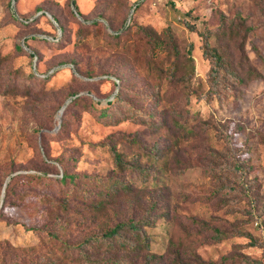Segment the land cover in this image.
I'll return each mask as SVG.
<instances>
[{
  "label": "rangeland",
  "instance_id": "1",
  "mask_svg": "<svg viewBox=\"0 0 264 264\" xmlns=\"http://www.w3.org/2000/svg\"><path fill=\"white\" fill-rule=\"evenodd\" d=\"M204 36L233 71L216 93ZM213 151L241 169L217 179ZM148 211L147 248L101 236ZM242 254L264 264V0H0V264Z\"/></svg>",
  "mask_w": 264,
  "mask_h": 264
},
{
  "label": "trees",
  "instance_id": "2",
  "mask_svg": "<svg viewBox=\"0 0 264 264\" xmlns=\"http://www.w3.org/2000/svg\"><path fill=\"white\" fill-rule=\"evenodd\" d=\"M205 56L210 58L211 66H210V78H209V86L208 89L210 93H216L217 88L221 86L223 83V74L222 71L225 74H232V69L228 65L227 60L225 59L224 54L222 51L218 48H216L214 45H209L206 36H204V50H203ZM178 65H173L169 68L168 72L169 74H172L177 69ZM120 96H116L114 100H109L108 104L106 106L100 107L99 109V115H101L104 118H111L112 117V110L108 107L109 105H112L117 100H120ZM233 152H236V155L238 157L239 153L244 150L243 147H233ZM111 153L113 155V160L118 169H123L124 167L131 166V162L129 159H124L122 157V153L119 152L115 146H110ZM213 156L217 158H221V162L218 164H213L210 167V171L212 174L216 176L217 179H220L221 176L218 175V170L222 167V170H225L226 168H232L234 170L241 169L240 161L235 158L230 161L227 160L225 156H221L217 153V151H213ZM241 158V157H240ZM244 159V158H241ZM223 174V173H221ZM63 176L60 177L61 179H64ZM72 176L69 175V179H71ZM112 188H120V187H129V183H127L124 179L121 177H117L116 179L112 180ZM220 187H226L230 191H233V189L236 191V186L229 183H221L219 185ZM152 213L148 211L145 215H142L139 218H129L127 220H121L117 221L114 225L110 226L109 228L105 229L101 236L107 240L108 244H113L112 242H117L118 245L122 247H128L132 250H137L139 248L148 247V241H147V235L146 231L143 228L144 225H149L152 222ZM130 232L129 235L126 234V232ZM231 234H245V231L240 228L230 229V230H224L219 227L213 228V239L214 240H220L226 236H229ZM101 237V238H102ZM251 244H256L258 241L256 238L251 237L250 238ZM148 254V253H146ZM228 259V256H222L220 261H226ZM232 260H237V257H231ZM124 260V259H123ZM239 260L241 262H244L246 264H262L259 259H256L254 257H251L247 254H242L239 257ZM122 261V259H121ZM120 262V261H119ZM177 264H214L213 261L210 262H204V261H197L194 263L182 261L181 263L179 261H176Z\"/></svg>",
  "mask_w": 264,
  "mask_h": 264
},
{
  "label": "water",
  "instance_id": "3",
  "mask_svg": "<svg viewBox=\"0 0 264 264\" xmlns=\"http://www.w3.org/2000/svg\"><path fill=\"white\" fill-rule=\"evenodd\" d=\"M132 10H133V7L131 8V11H132ZM131 11H130V12H131ZM49 15H50V14H49ZM50 17H51V18L53 19V21H55V23H56V20L53 18V16L50 15ZM128 19H129V17H128ZM62 107H63V106H62ZM62 107H61V109H62ZM61 109H60V110H61ZM5 184H6V181L4 182L3 187L5 186Z\"/></svg>",
  "mask_w": 264,
  "mask_h": 264
}]
</instances>
